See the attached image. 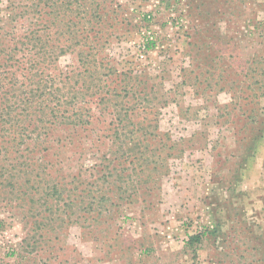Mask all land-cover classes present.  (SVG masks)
<instances>
[{"label": "rangeland", "instance_id": "rangeland-1", "mask_svg": "<svg viewBox=\"0 0 264 264\" xmlns=\"http://www.w3.org/2000/svg\"><path fill=\"white\" fill-rule=\"evenodd\" d=\"M23 2L0 39L16 60L41 53L65 106L93 117L44 144V91L18 106L6 126L27 129H6L0 153V264H264V0ZM32 28L43 50L21 46ZM120 72L129 93L102 102Z\"/></svg>", "mask_w": 264, "mask_h": 264}, {"label": "trees", "instance_id": "trees-1", "mask_svg": "<svg viewBox=\"0 0 264 264\" xmlns=\"http://www.w3.org/2000/svg\"><path fill=\"white\" fill-rule=\"evenodd\" d=\"M42 1V0H40ZM32 3V2H31ZM24 4L23 0H7V9L9 10L8 14L6 16H0V38L4 37V31L7 29L6 24L8 20H14L17 19L16 11L20 7V5ZM39 4V3H37ZM37 7V23L38 27L41 25L44 26V10L42 7ZM21 16L28 17L26 15V11L22 10ZM15 16V17H14ZM7 18V19H6ZM41 21V22H40ZM29 29V28H28ZM26 29V30H28ZM40 33V28H32L28 31L27 34L23 36V39L20 41L21 46L26 49H29L30 45L33 46H42V50L44 49V36ZM20 46V47H21ZM19 47V46H16ZM15 48H10L5 45V40L0 39V153H3V151H6V153L9 152L10 148L5 146V142L7 141L4 137V132L8 130H12L14 132L18 131V128L22 130H26L25 126H18V128L15 130L8 128L6 126L7 124L10 125V127H13V121L14 116L17 115L19 112H17L19 109L18 106L21 104H30L32 102V95H36V93H43L44 91V144L47 142L48 137L47 135L53 130L55 127L60 126L65 123H70L72 128L77 129L78 127H83L86 124L91 123V116L92 113L90 111H86L85 108L80 109H72L70 110L65 105L70 102L69 97L64 94L62 95V89L57 86V76L55 75L53 78H48L47 75L44 74V66L40 65L41 60V53L36 52V54H24L25 59L24 60H16L17 54L13 51L16 50ZM25 49V48H24ZM25 49V50H26ZM32 52V51H29ZM24 63V68H21V63ZM18 63V64H16ZM18 66V67H17ZM36 68L35 72H31L30 69ZM19 69H26L30 71L29 74H19ZM114 71L111 70V73ZM38 75L39 77L36 78V85L33 86V77L34 75ZM21 75V76H20ZM27 75V76H25ZM125 77H124V76ZM120 78H121V84L119 86L111 88V86L107 85H101L97 86V91L104 92L105 94H102L101 101L104 103H107L108 101L112 100L113 95H109L113 92H117L116 96H122L124 93H129L127 90V84H123V81L126 80V78H131L129 75V72H120ZM26 79V81H25ZM42 83H44V90L42 87ZM23 85V89H19ZM21 93L23 91H27L26 94L23 96L19 95V92ZM77 98V92L75 93V97L73 102ZM71 102V103H73ZM77 102V101H76ZM123 106H117V111H114V116L116 117V120L118 121V126L120 125V129H124V116H128L129 110L127 108H121ZM88 110V109H87ZM22 112V111H21ZM40 112V111H39ZM37 112V113H39ZM93 117V116H92ZM143 126L137 127V130H144ZM117 133V131H116ZM134 133V132H133ZM8 135V134H7ZM11 135V134H10ZM116 139L121 140V136L117 135L115 137ZM72 139V138H70ZM71 141V140H70ZM11 153V152H10ZM47 159L46 155H44V171L47 170ZM2 167H6V165H3ZM111 172H105L103 174V178H109L108 174ZM84 180L80 174L73 175L72 180ZM44 180H60L58 176H54L53 174H50L49 176L45 175ZM63 180H68L66 177H64ZM86 180V179H85ZM201 240V235H191L189 238V244L197 243Z\"/></svg>", "mask_w": 264, "mask_h": 264}, {"label": "built area", "instance_id": "built-area-1", "mask_svg": "<svg viewBox=\"0 0 264 264\" xmlns=\"http://www.w3.org/2000/svg\"><path fill=\"white\" fill-rule=\"evenodd\" d=\"M156 38H155V36L152 34V32H148V37H147V42L146 43H144L143 45H142V50H143V52H145L147 49H148V46L150 45L149 43H154V41H156L155 40ZM149 44V45H148Z\"/></svg>", "mask_w": 264, "mask_h": 264}]
</instances>
